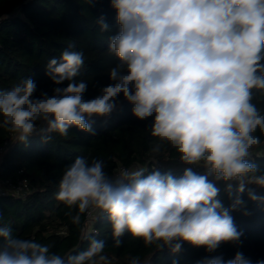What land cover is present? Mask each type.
<instances>
[{
	"label": "clouds",
	"instance_id": "obj_1",
	"mask_svg": "<svg viewBox=\"0 0 264 264\" xmlns=\"http://www.w3.org/2000/svg\"><path fill=\"white\" fill-rule=\"evenodd\" d=\"M110 6L118 26L108 37V52L118 61L109 69L111 82L86 99L88 82L76 79L85 56L69 43L46 65L56 85L51 95L37 97L30 77L0 91V128L25 144L33 134L45 142L53 133L67 137L74 127L94 134L90 121L110 116L122 96L136 119H150L157 138L151 153L170 147L187 167L180 176L156 167L110 176L103 161L76 157L56 193L76 210L73 223L82 214L106 215L115 247L125 234L174 254L185 243L209 254L222 244H238L242 232L231 212L244 204L248 185L264 188V172L252 161L262 144L257 132L264 134V113L253 102L254 90L264 92V0H110ZM97 24L101 32L110 30L103 16ZM217 182L225 185L229 207L219 199ZM248 197L264 203L253 189ZM105 247L104 240L92 238L86 250L62 256L0 223V264H110ZM197 264L251 261L236 252L226 261L208 255Z\"/></svg>",
	"mask_w": 264,
	"mask_h": 264
},
{
	"label": "trees",
	"instance_id": "obj_2",
	"mask_svg": "<svg viewBox=\"0 0 264 264\" xmlns=\"http://www.w3.org/2000/svg\"><path fill=\"white\" fill-rule=\"evenodd\" d=\"M101 16L110 25L107 32H101L97 24ZM117 31L116 12L110 0H94L92 4L85 0H0V91L10 90L30 77L37 85V97L41 92L51 95L56 85L46 75V65L50 59L59 58L69 43L75 42L76 50L85 56V65L76 79L88 82L86 99L95 97L101 87L111 82L109 69L118 63L108 52V37ZM254 91L253 102L264 113V92ZM131 107L121 96L110 116L94 117L90 121L94 134L74 127L67 137L53 133L47 142L40 134L30 136L26 144L14 139L0 159V179L15 182L27 178L32 191L24 197L0 195V223H9L14 236L46 244L51 252L62 256L86 250L92 238L104 240V254L110 264H130L132 258H138L139 264H173L174 261L197 264L208 255H222L226 261L234 258L236 252H242L251 264L264 261V203L248 197L249 188L264 196V188L256 185L247 186L242 194L244 204L231 212L242 232L241 241L222 244L212 254L187 243L174 254L167 247L162 250L154 245L146 247L142 240L128 234L115 247L106 215L95 218L92 230L86 229V214L73 223L76 210L57 200L56 193L66 166L76 157H84L89 163L103 161L110 176L116 175L119 165L147 171L156 167L161 173L182 175L184 169L155 165V161L166 162L178 154L170 147L158 155L151 153L157 140L150 133L151 121L136 119ZM13 135L0 128V144ZM257 135L262 144L254 149L252 161L264 172V134L258 131ZM217 187L221 190L219 199L229 207L232 200L224 191V183L217 182Z\"/></svg>",
	"mask_w": 264,
	"mask_h": 264
},
{
	"label": "built area",
	"instance_id": "obj_3",
	"mask_svg": "<svg viewBox=\"0 0 264 264\" xmlns=\"http://www.w3.org/2000/svg\"><path fill=\"white\" fill-rule=\"evenodd\" d=\"M14 139H15V134L10 138V140L6 141L3 144H0V159L4 155V153L7 151L9 146L12 144ZM155 165L157 167H169L170 166V167H178L181 169H184L185 167H187L186 165H183L182 163H180V161L178 160V157L171 159V160H167L166 162L155 161ZM124 169L135 170L137 169V166L127 168L123 165H119V167L117 168L116 175L119 174ZM193 170L201 174L204 173V169L202 168H197L193 166ZM31 191L32 189L30 187V184L27 178H19L15 182H12L11 180H1L0 179V195H14L18 197H24L27 194H29ZM86 216H87L86 229L92 230L94 220L97 216L95 214H93L92 216H89L86 214Z\"/></svg>",
	"mask_w": 264,
	"mask_h": 264
}]
</instances>
